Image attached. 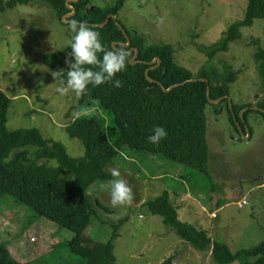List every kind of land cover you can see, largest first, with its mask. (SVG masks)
I'll return each instance as SVG.
<instances>
[{
	"label": "rangeland",
	"instance_id": "374dc122",
	"mask_svg": "<svg viewBox=\"0 0 264 264\" xmlns=\"http://www.w3.org/2000/svg\"><path fill=\"white\" fill-rule=\"evenodd\" d=\"M115 1L92 0L91 7L104 8ZM245 8L246 0H126L118 19L132 35H141L148 43L171 44L177 64L188 68L194 78L202 68L213 69L220 78L234 72L230 103L253 109L264 99V79L255 59L259 44L264 48V19L241 28V37L210 60L199 50L243 20ZM62 23L43 4L17 6L0 14V90L10 100L9 131L36 128L47 139L62 143L71 157L80 158L84 146L67 131L68 124L81 115L80 97L72 92L61 96L56 91L59 81L51 76L58 69L41 61L44 53L69 44L73 33ZM97 106L91 111L84 109L83 115L100 117L113 142L118 135L113 116ZM205 119L207 176L162 157H154L157 161L152 162V156L124 149L108 170L118 169L129 181L135 195L133 205L113 207L109 191L100 187L107 182L90 188L89 197L110 212L98 209L101 218L85 229L87 239L108 241L114 224L128 217L114 240L117 264H158L171 255H175L176 264H217L209 251L197 250L167 226L162 216L149 212L146 203L164 193L170 195L182 221L206 230L212 240L224 243L232 252L264 241V188L258 189L261 183L257 184L264 176V118L258 113L249 115L251 138H244L238 125L235 130L229 123L225 104L207 105ZM214 201L218 204L212 208ZM242 201L246 204L239 207ZM211 212H215L213 217ZM73 236L71 230L60 228L11 197L0 201V242L18 261L87 264L71 251ZM244 260L240 257L230 264Z\"/></svg>",
	"mask_w": 264,
	"mask_h": 264
},
{
	"label": "trees",
	"instance_id": "16d2710c",
	"mask_svg": "<svg viewBox=\"0 0 264 264\" xmlns=\"http://www.w3.org/2000/svg\"><path fill=\"white\" fill-rule=\"evenodd\" d=\"M69 1L75 11L69 21H82L97 31L106 49L123 47L130 52L126 69L115 77L122 82V87H112L111 83L96 87L89 85L87 94L80 96L81 115L67 127L68 135L80 140L84 146L85 154L80 158L71 157L62 143L47 139L36 128L9 131L6 123L10 100L0 90V201L5 196L11 197L60 228L71 230L74 236L69 240L70 249L87 264H117L114 240L128 217L114 224L108 241L87 239L85 229L94 219L101 218L98 209L110 212L89 197L90 188L98 182L112 179L108 168L114 165L124 149L162 157L207 176L205 108L210 104L206 99V84L200 79L208 81L210 100H216L229 97V85L235 73L227 75L226 72L225 78H220L213 69L202 68L194 78L188 68L177 64L171 44L148 43L144 37L132 35L121 25L124 34L117 23H120L118 14L126 0H116L104 8L91 7L92 0H0V14L17 6L43 4L62 20L73 13L68 8ZM109 16H115L117 20L111 19L108 25L98 27ZM258 19H264V0H246L243 20L231 24L218 41L208 47H199V50L210 60L217 53L227 51L229 43L241 37L240 29L253 26ZM126 35L130 37V46H125L128 43ZM114 43H117L116 47ZM132 48L137 49L135 59L143 62L131 63ZM69 52L68 44L60 50L44 53L41 61L51 69H63L66 78L68 67L65 59H71ZM100 56L102 58V54ZM156 57L160 63L150 68L156 63L149 62ZM255 59L264 79V48L260 44ZM148 68L147 78L150 81L145 75ZM175 85L179 87L168 93L160 88L169 89ZM98 104L113 116L112 125L118 133L113 142L109 140L105 122L100 117L83 115L84 109L91 111ZM221 104L226 105L228 121L235 130H238V125L243 131L252 113L261 114L264 118V114L252 109L251 105H229L226 99L218 105ZM257 107L264 109V99ZM244 108L248 111L239 118ZM156 126H162L167 137L158 145H153L147 138ZM146 206L151 214L162 216L164 223L194 248L209 251L211 260L217 264H230L240 257L246 259L241 264H264V241L249 249L232 252L224 243L212 240L204 230L182 221L168 193L148 201ZM0 264L32 263L16 260L0 242ZM158 264H176L175 255Z\"/></svg>",
	"mask_w": 264,
	"mask_h": 264
},
{
	"label": "clouds",
	"instance_id": "9594fccd",
	"mask_svg": "<svg viewBox=\"0 0 264 264\" xmlns=\"http://www.w3.org/2000/svg\"><path fill=\"white\" fill-rule=\"evenodd\" d=\"M68 30L73 35L69 41L68 55L71 59H65L68 67L67 76L65 78L63 69L51 72L53 79L59 80L56 91L61 96L72 92L80 97L87 94L89 85L96 87L111 83L112 87H122V82L115 77L117 73L126 69L130 52L123 47L106 49L100 34L82 21L70 20ZM166 137V130L162 126H156L147 141L158 145ZM111 177L107 184L100 185L102 190L109 191L111 205L132 206L135 195L129 181L121 176L118 169L111 170Z\"/></svg>",
	"mask_w": 264,
	"mask_h": 264
},
{
	"label": "water",
	"instance_id": "95a60500",
	"mask_svg": "<svg viewBox=\"0 0 264 264\" xmlns=\"http://www.w3.org/2000/svg\"><path fill=\"white\" fill-rule=\"evenodd\" d=\"M77 1H78V0H76V1H74V2H77ZM70 2H71V1L68 2V8H69L71 11H73V13H70V14H68L67 16H64V17H63L62 20H63V22H64L65 24H68V22H69L68 18L72 17V16L74 15V13H75L74 8H73L72 6L69 5ZM111 19L117 20V18H116L115 16H109V17L106 19L105 23L102 24V25H99L98 27H104V26L108 25V23L111 21ZM116 23H117V22H116ZM117 24H118V26L123 30V32H124V34H125V31H124L123 27L121 26V24H120V23H117ZM126 37H127V39H128V43H125V46H130V37H128L127 35H126ZM116 44H117V43H114V46H115V47H116ZM131 50L134 51V54H133L132 59H131V63H132V64H135V63H137V62H143V61H138V60L135 59L136 56H137V49H136V48H132ZM154 62H155L156 64H155L154 66L150 67V68H153V67L157 66V65L160 63V59L156 57V58H154V59H153L151 62H149V63H154ZM144 63H146V62H144ZM150 68L146 69V71H145L146 78H147V72H148V70H149ZM147 80L150 81V79H148V78H147ZM200 81H202V82H204V83L206 84V99H207V101H208L209 104H219L220 102H222L223 100L226 99V100L228 101V104L230 105V100H229L228 97H223V98H219V99H216V100H210V95H209L210 93H209L208 81H207L206 79H200ZM177 87H179V85L172 86V87L169 88V89H166L165 87L160 86V88H162L163 92H167V93H168V92H171L174 88H177ZM253 109H254V110L261 111V112L264 114V109H261V108H259V107H254ZM247 111H248V108H244L243 110H241L240 113H239V117L242 118V114H243L244 112H247ZM239 131H240V133L243 135L244 138H247V137L249 138L250 134H249V128L247 127V125H244V130H243V131H242V129L239 127ZM247 133H248V136H247Z\"/></svg>",
	"mask_w": 264,
	"mask_h": 264
},
{
	"label": "crops",
	"instance_id": "0c3cea01",
	"mask_svg": "<svg viewBox=\"0 0 264 264\" xmlns=\"http://www.w3.org/2000/svg\"><path fill=\"white\" fill-rule=\"evenodd\" d=\"M249 131H250V129H249ZM252 137V135L250 134V138ZM151 159V161L152 162H156L157 160L154 158V157H152V158H150ZM261 183V185L258 187V189H263L264 188V176H263V178H262V180L259 182V183H257V184H260ZM184 197H186V196H184ZM182 201H183V199H182ZM216 204H218V202L217 201H214V206L212 207V208H215L216 207ZM178 210V209H177ZM178 212V211H177ZM214 214H215V212H211V216L213 217L214 216ZM179 215V214H178ZM205 232H207L206 230H204ZM119 237V236H118ZM56 244H59V242H57Z\"/></svg>",
	"mask_w": 264,
	"mask_h": 264
},
{
	"label": "built area",
	"instance_id": "2783aa9c",
	"mask_svg": "<svg viewBox=\"0 0 264 264\" xmlns=\"http://www.w3.org/2000/svg\"><path fill=\"white\" fill-rule=\"evenodd\" d=\"M246 204V201H242L241 204H239V207H242V205ZM31 240H34V238H31Z\"/></svg>",
	"mask_w": 264,
	"mask_h": 264
}]
</instances>
